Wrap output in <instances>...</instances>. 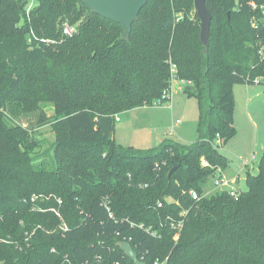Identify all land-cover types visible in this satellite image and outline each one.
Listing matches in <instances>:
<instances>
[{"label": "trees", "instance_id": "16d2710c", "mask_svg": "<svg viewBox=\"0 0 264 264\" xmlns=\"http://www.w3.org/2000/svg\"><path fill=\"white\" fill-rule=\"evenodd\" d=\"M262 2L205 0V49L193 0H147L128 40L82 0H0V264H133L120 241L146 264H264V151L246 190L203 189L228 166L234 84L264 77ZM172 68L197 100V140L118 144L116 116L154 106ZM40 101L50 161L16 121Z\"/></svg>", "mask_w": 264, "mask_h": 264}, {"label": "rangeland", "instance_id": "374dc122", "mask_svg": "<svg viewBox=\"0 0 264 264\" xmlns=\"http://www.w3.org/2000/svg\"><path fill=\"white\" fill-rule=\"evenodd\" d=\"M35 4L36 0H29L25 7L26 12L29 7L32 8ZM27 40H30L29 36H27ZM183 85L184 83L182 84L179 81H175L174 85L172 84L171 94L173 96L175 95V91H177V95L173 96L174 99L172 101L174 111L168 109L170 113L173 112L174 119L181 120V124L175 130L169 125L167 128L163 129V133L160 136L180 144H189L196 141L198 138V103L195 97H189L185 94ZM173 87L175 90L174 93ZM233 93L234 126L236 135L229 140L220 151L225 155L228 163V173L224 179L230 181L231 178H234V180L230 182V186H232L236 192H239L246 190V173L249 172L251 175L257 174L258 164L264 151V77L261 83L234 84ZM170 100L160 106L156 105V107H166L170 105ZM28 105L31 107V100L29 99ZM38 105L39 109H34L35 111L30 108L29 110L31 111L21 112L16 118V121L34 131H32V135H35L40 140L38 143L40 147L37 148V153L41 154L40 160L48 161L49 159L50 161L52 151H48L51 142L54 140V135L51 131L50 124H40L39 120L42 113L46 117H50L53 114V105L52 103L43 101L38 102ZM122 113L123 112H120L118 115ZM134 113L136 116H133V118L137 119L140 112L137 111ZM115 123H117V121ZM145 128L143 123H138L130 134H126V139L131 142L129 143L131 146L138 149H150L159 143L162 137H157L158 133L156 129L144 130ZM203 189L205 191L204 195L206 196L219 190L215 186L214 175L207 177L203 184Z\"/></svg>", "mask_w": 264, "mask_h": 264}, {"label": "water", "instance_id": "95a60500", "mask_svg": "<svg viewBox=\"0 0 264 264\" xmlns=\"http://www.w3.org/2000/svg\"><path fill=\"white\" fill-rule=\"evenodd\" d=\"M28 1L29 0H22L23 3ZM82 2L94 14L120 24L123 29L121 39L128 40L132 23L138 19V14L146 4L147 0H82ZM193 4L195 13L200 22L199 39L206 49L208 45L211 14L205 5V0H193ZM175 168L176 167L173 166L167 172L168 178ZM118 245L125 256L129 258L133 264H146L139 259L137 253L129 242L120 241Z\"/></svg>", "mask_w": 264, "mask_h": 264}, {"label": "crops", "instance_id": "0c3cea01", "mask_svg": "<svg viewBox=\"0 0 264 264\" xmlns=\"http://www.w3.org/2000/svg\"><path fill=\"white\" fill-rule=\"evenodd\" d=\"M173 85H174V82H173ZM174 91L175 90L173 87V93H174ZM176 92L177 91H175V95H173V96L177 95ZM173 96L171 95L170 105H168L166 107L160 108V107H156V105H154V106H140V107H136V108L126 110L121 115H117V120H116L117 123H115V130H114V134H113L114 140L118 144H121L124 146H131V144H129L131 142H129V140L126 139V137H127L126 134H130L134 130V127H136L138 125V123H143L145 125L146 128L144 130L152 129V128L156 129V131L158 133L157 134L158 138L162 137L160 135H162L163 129L167 128L169 125L173 130L178 128L181 124V120L180 119H174L173 112L170 113L168 111V109L170 111H171V109H172V111H174V105L172 106V101L174 99ZM137 111L140 112V115L136 119V118H133V116H136L134 112H137ZM131 112H133V113H131ZM176 121H179V123H176ZM161 139H163V137L160 138V140ZM227 171H228V167L226 168L225 171H222V175L226 176V174L228 173ZM232 180H234V178H231L230 181H232Z\"/></svg>", "mask_w": 264, "mask_h": 264}, {"label": "built area", "instance_id": "2783aa9c", "mask_svg": "<svg viewBox=\"0 0 264 264\" xmlns=\"http://www.w3.org/2000/svg\"><path fill=\"white\" fill-rule=\"evenodd\" d=\"M263 2L259 5V8L261 9V11L264 13V0H262ZM250 5H252V7H256V4L254 2H249ZM31 6V5H29ZM30 8V7H29ZM29 8L27 9V11L29 10ZM64 33L67 34H71L72 33V29L68 28V27H64ZM174 68H172V76H171V86L167 89H165L162 94L161 97L159 99H157L154 104L155 105H162L163 103H166L168 100L171 99V91H172V84L175 81H179L182 84L184 83L183 80L178 79L176 76H174ZM116 120H117V116H116ZM176 123H179V121H176ZM225 176H215V186L218 189H228L230 194L234 195L235 194V190L233 189L232 186H230V182L228 180L224 179ZM139 187H142L141 185H139ZM191 196L193 199H197L198 195L196 192H191ZM162 205L161 202L157 203V206L160 207ZM57 213V212H56ZM184 212L180 213V218L177 219L176 221H172L170 222V228L175 230V235L178 233V231L181 229V227L183 226V220H184ZM148 231V230H147ZM155 234V233H152ZM154 264H165V262H157L155 261Z\"/></svg>", "mask_w": 264, "mask_h": 264}]
</instances>
